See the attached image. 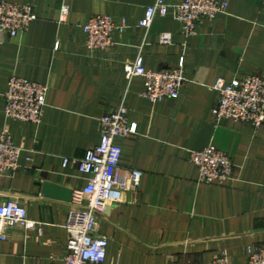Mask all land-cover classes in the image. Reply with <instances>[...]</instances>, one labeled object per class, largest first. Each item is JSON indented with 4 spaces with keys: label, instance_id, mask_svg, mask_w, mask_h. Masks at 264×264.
Returning <instances> with one entry per match:
<instances>
[{
    "label": "crops",
    "instance_id": "0c3cea01",
    "mask_svg": "<svg viewBox=\"0 0 264 264\" xmlns=\"http://www.w3.org/2000/svg\"><path fill=\"white\" fill-rule=\"evenodd\" d=\"M4 1L30 5L36 19L15 37L0 33V129L12 136L27 166L0 175V200L23 205L42 234L7 228L0 264H64L70 201L46 196L43 184L73 191L85 185L78 167H64L62 159H81L97 145L99 118L119 105L136 124L134 134L116 139L120 166L141 171L142 179L98 216L97 234L108 240L104 264H201L221 250L229 264H245L248 247L264 245V124L215 121L212 85L218 78L264 75V2L228 0L215 21L200 22L186 37L171 13L157 16L147 30L139 26L155 0ZM99 13L124 18L127 27L114 31L106 48L89 50L81 25ZM162 33L171 35L170 44L159 42ZM138 54L150 70L183 60L186 81L177 98L151 103L141 96L143 79H127L124 72ZM12 76L46 85L39 124L3 115ZM208 144L233 162L232 179L224 185L198 183L187 159L189 151Z\"/></svg>",
    "mask_w": 264,
    "mask_h": 264
},
{
    "label": "built area",
    "instance_id": "2783aa9c",
    "mask_svg": "<svg viewBox=\"0 0 264 264\" xmlns=\"http://www.w3.org/2000/svg\"><path fill=\"white\" fill-rule=\"evenodd\" d=\"M227 5L228 0H180L174 3L155 0L146 8L138 24L147 30L157 16L171 13L180 26V32L189 37L196 33L200 22L215 21ZM67 12V6H62V15ZM35 19L36 14L30 5L0 1V33L7 37L24 33ZM126 27L124 18L116 21L108 14L91 15L81 25L86 37L85 46L89 50L104 49L112 43L113 32L124 31ZM159 42L170 44L171 35L162 33ZM124 72L127 79L135 76L143 79L141 96L151 103L177 98L186 81L183 60L177 67L150 70L145 68L143 57L138 54L124 68ZM212 89L217 92V100L211 109L215 121L231 119L248 123L254 128L264 124L263 74H245L229 80L218 78ZM46 96V85L12 76L7 80L3 93V115L21 123L39 124ZM135 131L136 124L129 120L124 105H119L99 118L100 139L97 145L88 149L81 159H62V166L74 164L86 177L85 185L73 191L70 200L64 224L67 233L64 264L105 263L108 240L97 234V219L108 203L121 201L126 191L140 187L142 172L120 166L122 149L116 143L117 138L127 137ZM187 159L198 171V183L224 185L232 179V160L213 144L189 151ZM26 168L22 163L20 147L14 144L7 131L0 129V175L12 176ZM15 226L24 231L35 229L39 235L42 234L39 223L28 217L23 205L14 200H0V239L6 237L7 228ZM201 264H229L228 252L221 250ZM245 264H264V245L249 246Z\"/></svg>",
    "mask_w": 264,
    "mask_h": 264
},
{
    "label": "water",
    "instance_id": "95a60500",
    "mask_svg": "<svg viewBox=\"0 0 264 264\" xmlns=\"http://www.w3.org/2000/svg\"><path fill=\"white\" fill-rule=\"evenodd\" d=\"M43 193L46 196H50L52 198L70 201L72 199L73 190L53 184L44 183Z\"/></svg>",
    "mask_w": 264,
    "mask_h": 264
}]
</instances>
